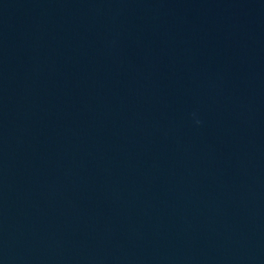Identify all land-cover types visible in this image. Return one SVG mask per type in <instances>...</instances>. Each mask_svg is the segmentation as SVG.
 Instances as JSON below:
<instances>
[{
	"label": "water",
	"instance_id": "water-1",
	"mask_svg": "<svg viewBox=\"0 0 264 264\" xmlns=\"http://www.w3.org/2000/svg\"><path fill=\"white\" fill-rule=\"evenodd\" d=\"M0 264H264V0H0Z\"/></svg>",
	"mask_w": 264,
	"mask_h": 264
}]
</instances>
